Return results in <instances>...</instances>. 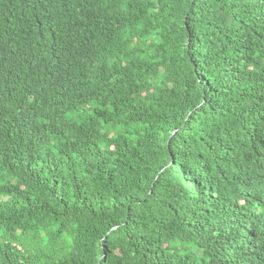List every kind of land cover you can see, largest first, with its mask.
<instances>
[{
  "label": "trees",
  "instance_id": "1",
  "mask_svg": "<svg viewBox=\"0 0 264 264\" xmlns=\"http://www.w3.org/2000/svg\"><path fill=\"white\" fill-rule=\"evenodd\" d=\"M0 264H264V0H0Z\"/></svg>",
  "mask_w": 264,
  "mask_h": 264
}]
</instances>
